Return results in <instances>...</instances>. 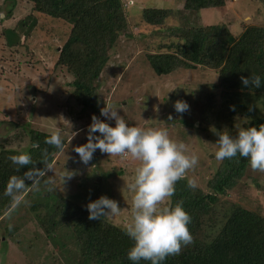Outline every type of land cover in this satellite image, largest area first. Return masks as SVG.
I'll return each instance as SVG.
<instances>
[{
    "label": "rangeland",
    "instance_id": "374dc122",
    "mask_svg": "<svg viewBox=\"0 0 264 264\" xmlns=\"http://www.w3.org/2000/svg\"><path fill=\"white\" fill-rule=\"evenodd\" d=\"M121 1L127 28L108 51V61L97 79V102L100 109L105 104L118 108L130 126L166 130L171 139L185 144L187 154L198 157L197 164L176 182L173 196L161 205L170 207L187 190L192 197L209 190L208 180L220 162L214 156L218 147L214 137L220 132L235 135L244 117L236 114L231 121L227 118V97L218 85L216 69L178 67L157 74L148 55H178L181 27L225 24L235 38L249 24L264 25V0H225L222 8L198 11L183 8L185 0ZM32 6L26 0H0V148L28 153L32 129L48 133L58 130L67 142L48 168L46 179L20 194L19 203L13 201L0 211V264H78L80 254L71 227L61 221L47 232L41 222L46 209H34L33 204L44 197L50 198L49 204L62 197L86 208L90 200L107 196L117 202L120 211L105 220L124 229L132 219L134 195L127 186L140 161L130 154L109 156L97 150L88 165L80 162L74 148L87 142L86 127L92 114L71 96L73 77L57 64L56 50L69 26L34 12ZM144 7L165 8L169 14L159 25L149 24L142 16ZM28 14L35 22L25 25L28 33L19 34L13 39L16 44L10 45L5 30ZM177 100L186 101L189 109L177 113ZM253 102L262 108L260 100L253 98ZM200 110L205 121L199 117ZM97 117L104 120L100 111ZM106 122L115 124L114 120ZM246 171L220 196L217 221L231 204L264 216V172L249 165ZM70 172L73 175L68 177ZM189 180L195 182V188L188 186ZM205 229L208 232L209 227L205 225Z\"/></svg>",
    "mask_w": 264,
    "mask_h": 264
},
{
    "label": "trees",
    "instance_id": "16d2710c",
    "mask_svg": "<svg viewBox=\"0 0 264 264\" xmlns=\"http://www.w3.org/2000/svg\"><path fill=\"white\" fill-rule=\"evenodd\" d=\"M26 1L32 3L34 12L68 24L67 35L56 50L57 64L73 77L71 96L84 110L97 116L100 111L96 97L97 79L108 61V51L127 28L124 3L121 0ZM224 5L225 0H185L183 8L198 11L222 8ZM168 14L165 8L144 7L142 11L143 19L153 25H159ZM35 20L28 14L15 26L7 28L8 43L15 45L13 39L19 38V34L26 35L28 30L24 29L25 25ZM178 31L182 39L181 45L176 46L178 55L172 52L148 55L155 73H169L178 67L214 68L218 73V85L225 89L227 118L231 121L234 115H242L244 120L240 125L244 127L264 124V86L259 89L246 88L240 81L241 76L255 74L260 75L264 82V25L249 24L235 38L225 24L185 26ZM167 46L170 48V45ZM253 98L260 100L261 109L254 105ZM233 99L237 102H233ZM208 101L212 103L211 98ZM202 114L203 110H200L199 117L205 121ZM29 133L28 153L36 162L35 167L45 171V175L37 180L41 182L46 179V172L60 151L45 143L48 132L32 129ZM62 138L65 146L67 139ZM19 153L21 151L15 149L0 148V211L13 202L12 198L4 195L9 177L20 176L28 167H32L28 165L17 171L8 158ZM45 153L46 161L43 164L41 161ZM248 165L247 159L241 157L220 161L208 180L209 190L206 193L192 197L187 190L181 199L173 201L170 207L182 202L183 208L191 216L188 227L192 241L182 246L179 254L166 257L163 264H264L263 215L231 204L229 210L225 214L223 212L220 222L215 219L220 196L238 183L247 172ZM26 183L25 190L33 185L30 181ZM49 200V197H44L43 201L32 207L46 209L41 222H44L47 232L58 227L61 221L71 227L80 254L78 264H132L127 259V252L133 242L122 228L105 218L89 220L86 208L72 200L60 197L50 204ZM205 225L209 227L208 232ZM140 264L149 262L141 261Z\"/></svg>",
    "mask_w": 264,
    "mask_h": 264
},
{
    "label": "clouds",
    "instance_id": "9594fccd",
    "mask_svg": "<svg viewBox=\"0 0 264 264\" xmlns=\"http://www.w3.org/2000/svg\"><path fill=\"white\" fill-rule=\"evenodd\" d=\"M240 81L246 88L259 89L264 86L260 75L241 76ZM117 109L111 104H105L100 109V116L104 120L93 115L91 123L86 127L87 142L75 147L74 151L84 165L89 164L97 150L109 156L130 154L140 161L133 181L127 186L134 193L132 219L123 229L133 242L127 252V259L132 264H140L141 261L163 264L166 257L179 254L181 247L192 241L188 227L191 216L183 208L182 202H177L172 207L161 205L173 196L176 182L197 164L198 157L187 154L185 144L171 139L164 129L130 126L118 114ZM174 109L177 113H184L189 105L186 101L177 100ZM109 120H114V126L106 122ZM237 129L235 135L228 132L218 134L215 159L223 161L236 157L246 158L253 170L264 172V124L259 127L237 126ZM45 143L58 151L64 148L63 138L58 130L50 131ZM8 159L16 166L17 171L32 165L22 175L9 177L5 185L4 195L19 203L18 197L28 184L26 181L35 186L38 178L45 175V171L35 167L36 162L27 152L11 155ZM45 161L46 153L41 162L44 164ZM72 175L73 173L67 176ZM188 186L195 188L196 184L189 180ZM85 207L89 220L114 216L120 211L116 201L103 195L90 200Z\"/></svg>",
    "mask_w": 264,
    "mask_h": 264
}]
</instances>
